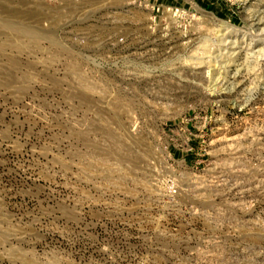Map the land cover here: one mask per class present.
I'll return each mask as SVG.
<instances>
[{
	"label": "rangeland",
	"instance_id": "1",
	"mask_svg": "<svg viewBox=\"0 0 264 264\" xmlns=\"http://www.w3.org/2000/svg\"><path fill=\"white\" fill-rule=\"evenodd\" d=\"M129 1L0 0V264H264V0Z\"/></svg>",
	"mask_w": 264,
	"mask_h": 264
},
{
	"label": "bare ground",
	"instance_id": "2",
	"mask_svg": "<svg viewBox=\"0 0 264 264\" xmlns=\"http://www.w3.org/2000/svg\"><path fill=\"white\" fill-rule=\"evenodd\" d=\"M130 1H131V0H130ZM130 1H129V2H130ZM126 3H128V2H126Z\"/></svg>",
	"mask_w": 264,
	"mask_h": 264
}]
</instances>
